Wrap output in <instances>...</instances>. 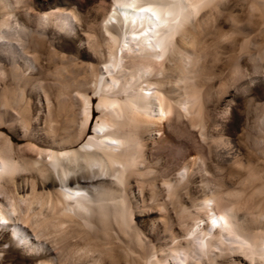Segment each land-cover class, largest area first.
Listing matches in <instances>:
<instances>
[{
    "label": "bare ground",
    "instance_id": "bare-ground-1",
    "mask_svg": "<svg viewBox=\"0 0 264 264\" xmlns=\"http://www.w3.org/2000/svg\"><path fill=\"white\" fill-rule=\"evenodd\" d=\"M224 1H99L105 32L99 38L73 9L77 0H32L29 8L21 0H0V56L8 52L14 61L22 57L19 48L26 46L37 52L45 40L64 34L72 36L78 48L86 47L96 60L103 57L110 62L113 58L115 66L125 58L123 63L128 69L124 75L117 72L103 79L94 134L78 147L77 138L71 136L52 134L44 139L39 137L41 133L36 134L38 137L33 134L36 146L32 150L37 157L24 162L9 137L0 134V264H103L107 242L103 238L98 243L87 238L80 222L70 213L80 215L79 209L94 215L104 237L109 218L124 233L132 228L139 242V233L149 231L158 247L166 251L164 260L171 254L169 250L182 246L181 240L174 246L170 242L196 230L201 238L210 235L207 242L219 239L221 230H227L258 245L256 236L246 238L243 215L264 216V197L255 204L245 198L234 203L232 198L241 195V191L225 179L226 174L212 170L233 162L230 150L219 146L225 136L216 133L220 120L213 114L215 108L210 101L212 83L205 84L207 87L197 96L191 86L188 93L184 91L186 97L176 87L185 75L184 64L192 56L193 66L202 59L203 68H216L223 73L218 81L221 85H226L230 75L238 71L242 56L238 35L231 36L207 25ZM11 19L13 24L18 23L15 42L5 40L8 28H12ZM73 20L78 25H73ZM114 28L119 32L115 33ZM166 43L172 45L167 55ZM124 47L139 53L128 54L122 51ZM217 47L221 48L222 57L214 54ZM117 81L120 85L113 89ZM86 84L83 80L76 89L85 90ZM40 91L34 89L35 96H40ZM118 93L123 95L119 97ZM227 96L232 93L226 91L221 103L229 102ZM6 104L5 100L0 104V123L17 130L15 123L23 116ZM83 105L84 117L79 127L82 133L90 112L87 98ZM181 142L185 152L174 148ZM258 142L256 138L251 145L253 151L259 149ZM234 150L237 152L238 148ZM255 155L246 154L248 165L256 163ZM25 165L40 178L41 184L53 186L52 190L42 186L37 191L32 181L21 184L19 172ZM180 169L186 171L187 180L181 184L175 180L170 193L179 194L187 205L177 219L181 233L172 234L169 228L173 222L168 226L153 223L150 215L154 211L148 208L147 198L141 194L138 200L131 187H142L148 178L168 184L171 175ZM228 171L233 175L236 169L229 167ZM183 191L187 194L182 196ZM132 211L137 216L136 226L127 223L126 213ZM199 218L207 220L206 225L199 227ZM214 263L211 258L206 264Z\"/></svg>",
    "mask_w": 264,
    "mask_h": 264
},
{
    "label": "rangeland",
    "instance_id": "rangeland-1",
    "mask_svg": "<svg viewBox=\"0 0 264 264\" xmlns=\"http://www.w3.org/2000/svg\"><path fill=\"white\" fill-rule=\"evenodd\" d=\"M21 1L26 8H29L32 0ZM99 1L109 2L108 4L111 2V0H77V3L73 4V9L79 14L78 16L82 15L87 25L94 28L95 36L102 38L104 22L101 20L102 10L98 6ZM217 12L219 13L216 16L208 19L207 25L209 28L225 30L231 36L238 35V43L242 45L238 71L232 73L228 84H222V86L218 81L223 73H218L216 68H203L202 59L193 66L192 56L184 64L185 75L178 81L176 87L182 94L185 90L188 93V86H191L197 96L207 87L206 85L212 83L210 101L215 108L213 114L218 121L220 120L216 126V133L222 132L221 135L225 136L223 142L217 143L230 150V155L233 157V162L224 166L223 169L212 167V170L226 174L225 179L231 181L241 191V195L232 198L235 199L234 203L245 198L249 204H255L264 197V0H225ZM72 22L73 25H78L76 20ZM13 23H15L14 20L11 21L12 28H8L9 32L5 35V40L15 42L18 23L16 22V25ZM117 28L113 29L115 33L119 32ZM54 38L45 40L37 52L26 46L19 48L22 57L14 61L11 60L13 56L8 52L0 56V66L3 70V76L0 77V104L5 100L8 109L23 116L15 123L17 130L7 123H0V134L9 137L14 148L20 151L24 162L37 157L32 150L36 146L33 134L38 137L41 133L39 137L44 139L52 134L71 136L73 139L77 138L75 147L92 137L96 119L100 113L97 102L103 79H109L110 74L119 72L124 75L128 71L123 63L125 58L113 66V58L110 62H105L103 57L96 60L86 47L78 48L72 36L58 34ZM95 44H100L96 38ZM166 44L168 47L165 55L172 48L171 44ZM122 51L128 54L133 51L135 54L139 53L128 47H124ZM214 51V54L223 56L220 47L215 48ZM235 53L237 54V49ZM83 80L87 81L84 85L85 90L82 89L83 87L76 89ZM198 81L200 83L203 81L204 84ZM119 85L120 81L115 82L113 89L118 88ZM37 88L41 90L38 97L34 92ZM226 91L232 93V96L226 97L229 100L228 103H221ZM122 95L123 93H118L119 97ZM182 95L187 96L185 93ZM86 98L90 112L86 128L82 133L79 127L84 117L83 104ZM256 138L259 141V149L253 151L251 145ZM183 145L184 143L181 142L174 145V148H180L185 152L186 147ZM235 147L238 148L237 152L234 150ZM248 152L256 153L255 156H257L256 163L251 164L252 166L246 162ZM137 165L142 166L141 163ZM229 167L236 169L233 175L229 174ZM19 173L21 184L32 181L37 191L42 190V186L46 190L53 188L49 184H41L40 178L33 175L34 173L27 165ZM186 176V171L180 169L171 175L172 179L168 184L160 180L151 181L148 178V183L142 187H131L138 200L142 195L147 198L148 208L152 207L154 211L150 215L153 223L168 226L171 221L173 222L174 225L169 228L172 234L181 233L177 219L184 214L183 206L186 203L177 196L179 194L170 192L173 182L176 180L181 184L187 180ZM239 177L241 178L238 179ZM186 194L187 192L184 191L181 193L182 196ZM125 200L130 205L127 195ZM163 201L166 205L162 204ZM78 212L80 215L74 211L70 213L80 222L87 238L97 243L103 238L107 242L102 259L103 264H206L211 258H214V264H264V216H258L255 213L240 214L243 215L247 228L246 232L244 231L246 238L251 239L256 236L258 245L253 246L247 240L227 230H221L219 239L207 242L210 235L201 238L202 234L196 230L170 242L169 245L174 246L176 241L181 240L182 246L169 250L171 254L164 260L163 255L166 251L158 247V241L149 231L143 230L139 233L140 243L134 238L132 228H127V232L124 233L109 218L108 228L104 229L107 235L104 237L101 227L89 210L79 209ZM130 213H126L127 223L136 226L137 216L134 211ZM206 221L197 219L199 227L206 225ZM215 228L218 229V225Z\"/></svg>",
    "mask_w": 264,
    "mask_h": 264
}]
</instances>
